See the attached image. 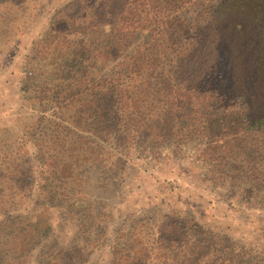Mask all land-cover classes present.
Returning <instances> with one entry per match:
<instances>
[{
  "label": "trees",
  "instance_id": "obj_1",
  "mask_svg": "<svg viewBox=\"0 0 264 264\" xmlns=\"http://www.w3.org/2000/svg\"><path fill=\"white\" fill-rule=\"evenodd\" d=\"M49 1L0 0V63ZM19 92L18 122L0 127V264H87L107 182L194 140L214 194L264 204V0H70ZM170 213L126 218L109 264H264V249ZM63 218L76 242L51 237Z\"/></svg>",
  "mask_w": 264,
  "mask_h": 264
},
{
  "label": "rangeland",
  "instance_id": "obj_2",
  "mask_svg": "<svg viewBox=\"0 0 264 264\" xmlns=\"http://www.w3.org/2000/svg\"><path fill=\"white\" fill-rule=\"evenodd\" d=\"M68 1L50 0L36 11L0 63V127L18 122L21 106L19 84L25 57L32 43L49 26L53 10ZM200 147L201 144L194 140L181 151H163L156 160H137L123 169V173L119 172L121 181L120 177L114 178L113 183L120 182L118 187L112 188L107 182L109 199L104 202L108 204L106 209L113 211L110 218L104 220V238L87 264H109V251L117 239L116 230L121 228L126 218L140 217L151 223L170 212L180 215L185 221L192 220L191 224L202 225L208 232H220L251 248L264 249V204L231 202L227 196L222 198L224 194L222 197L214 194L202 177L206 167L197 157ZM34 164L39 171L38 164L35 161ZM115 188L118 193H114ZM113 194H121L120 199L113 201L110 197ZM71 220L58 219L53 224L51 237L60 244L77 241L74 231L78 223Z\"/></svg>",
  "mask_w": 264,
  "mask_h": 264
}]
</instances>
